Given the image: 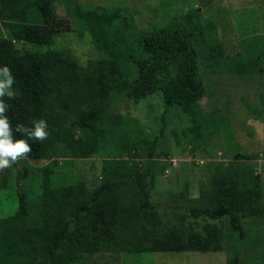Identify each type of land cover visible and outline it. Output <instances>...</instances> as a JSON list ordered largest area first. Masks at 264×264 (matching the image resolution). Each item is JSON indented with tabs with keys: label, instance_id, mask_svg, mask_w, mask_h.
<instances>
[{
	"label": "trees",
	"instance_id": "trees-1",
	"mask_svg": "<svg viewBox=\"0 0 264 264\" xmlns=\"http://www.w3.org/2000/svg\"><path fill=\"white\" fill-rule=\"evenodd\" d=\"M57 1L67 5L71 16L83 20L106 58L90 61L85 68L69 51L26 48L27 43H54L55 32L48 23L57 17ZM0 19L9 21L6 34L0 30V68L8 66L15 78L14 98H3L10 105L6 115L14 140H27L32 147L21 159L49 160L37 169L41 175L40 206L31 210L20 187L17 210L0 217V264H72L85 253L115 249L221 251L225 233L220 225L205 222L201 230L185 225L161 229L146 185L151 175L148 167L130 171L122 165L119 175L105 178L90 192L82 184L55 189L50 183L59 158H87L98 151V110L92 106L100 103L101 109L110 110L112 92L137 101L160 91L166 108L179 107L191 118L189 129L197 139L219 132L215 119L200 104L206 88L197 43L206 31L198 10L189 11L182 22L152 25L138 35L124 32L127 21L120 9L83 7L79 0H0ZM17 42H21L20 48ZM209 57L217 71L229 74L252 75L263 70L258 56L227 55L221 41L209 45ZM36 120L47 122L46 140H29L15 132L17 124L31 128ZM74 125L84 136L77 134ZM147 143L139 149L152 158L155 139ZM234 157L252 158L239 152ZM4 172L0 173V188L7 181ZM29 172L25 167L19 171V186ZM131 185L139 195V204L128 199ZM211 187L215 204H194L188 211L194 217H227L236 241L243 240L244 219L264 218L259 176L242 182L219 171L213 175ZM227 264H240L239 254L235 252Z\"/></svg>",
	"mask_w": 264,
	"mask_h": 264
},
{
	"label": "rangeland",
	"instance_id": "rangeland-1",
	"mask_svg": "<svg viewBox=\"0 0 264 264\" xmlns=\"http://www.w3.org/2000/svg\"><path fill=\"white\" fill-rule=\"evenodd\" d=\"M79 3L83 7L120 9L127 21L128 30L124 32L137 35L152 25L182 22L189 11L197 9L206 31L205 38L197 43L206 88L200 104L220 130L210 138L197 139L189 129L191 118L179 107L166 108L160 91L137 101L112 92L110 110L101 109L100 103L92 106L98 110L95 118L98 151L87 158H59L51 174V186L57 189L82 184L90 192L105 178L119 175L122 165L130 171L137 166L148 167L151 175L146 178V185L162 230L179 225L201 230L205 222H210L222 226L225 236L221 251L99 250L85 253L72 264H227L235 252L240 256V264H264V218H245L246 237L236 241L227 217H194L188 211L194 204H215L211 180L219 171L242 182H252L259 176L264 202V0H79ZM55 7L57 17L48 23L55 32L54 43H27V49L66 50L85 68L90 61L107 57L98 50L82 19L71 16L63 1H57ZM8 22L0 19V30L5 34ZM117 25L121 26L119 22ZM216 41L222 42L227 55L258 56L263 70L252 75L217 71L209 57V45ZM20 46L21 42H17V47ZM74 129L84 136L78 125ZM154 139V153L149 158L139 147ZM237 152L252 158H236ZM48 162L20 159L4 169L7 181L0 188V217L17 210L20 187L31 210L40 206L41 175L37 169ZM23 167L30 172L19 186L17 175ZM134 187L128 188V199L139 204Z\"/></svg>",
	"mask_w": 264,
	"mask_h": 264
},
{
	"label": "clouds",
	"instance_id": "clouds-1",
	"mask_svg": "<svg viewBox=\"0 0 264 264\" xmlns=\"http://www.w3.org/2000/svg\"><path fill=\"white\" fill-rule=\"evenodd\" d=\"M15 78L11 74L8 66L0 68V170L10 168L18 163L21 158H25L32 152V147L27 140L15 139L10 119L6 115V110L10 107L4 97L14 98L11 90ZM33 127L29 128L23 124H17L15 132L26 135L29 140L44 141L48 138V125L45 120L33 121Z\"/></svg>",
	"mask_w": 264,
	"mask_h": 264
}]
</instances>
